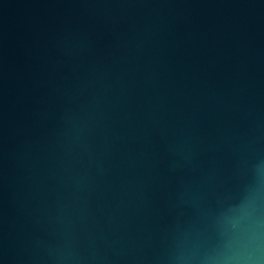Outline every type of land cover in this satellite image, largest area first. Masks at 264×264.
I'll return each mask as SVG.
<instances>
[{
	"label": "water",
	"instance_id": "water-1",
	"mask_svg": "<svg viewBox=\"0 0 264 264\" xmlns=\"http://www.w3.org/2000/svg\"><path fill=\"white\" fill-rule=\"evenodd\" d=\"M264 243V0H0V264H237Z\"/></svg>",
	"mask_w": 264,
	"mask_h": 264
},
{
	"label": "clouds",
	"instance_id": "clouds-1",
	"mask_svg": "<svg viewBox=\"0 0 264 264\" xmlns=\"http://www.w3.org/2000/svg\"><path fill=\"white\" fill-rule=\"evenodd\" d=\"M237 264H264V243L258 235L248 250L238 258Z\"/></svg>",
	"mask_w": 264,
	"mask_h": 264
}]
</instances>
